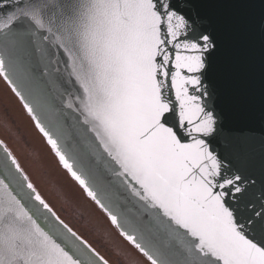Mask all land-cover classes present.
Listing matches in <instances>:
<instances>
[{
	"label": "snow or ice",
	"instance_id": "snow-or-ice-1",
	"mask_svg": "<svg viewBox=\"0 0 264 264\" xmlns=\"http://www.w3.org/2000/svg\"><path fill=\"white\" fill-rule=\"evenodd\" d=\"M196 8L193 0H0V77L146 264H264V190L252 192L208 139L217 117L205 54L218 44L193 19ZM253 147L241 130L222 150L244 159ZM0 264H108L3 144Z\"/></svg>",
	"mask_w": 264,
	"mask_h": 264
},
{
	"label": "water",
	"instance_id": "water-1",
	"mask_svg": "<svg viewBox=\"0 0 264 264\" xmlns=\"http://www.w3.org/2000/svg\"><path fill=\"white\" fill-rule=\"evenodd\" d=\"M175 2L182 5L185 0ZM193 3L197 5L193 19L208 28L218 44L205 54L213 70L203 80L212 93L208 103L217 117V135L208 139L232 170L239 169L252 182L250 190L259 196L264 190V149L260 143L264 136V32L260 28L264 5L261 0H193ZM242 3L249 7H238ZM241 130L252 137L253 150L244 159L228 157L222 150L223 140Z\"/></svg>",
	"mask_w": 264,
	"mask_h": 264
},
{
	"label": "rangeland",
	"instance_id": "rangeland-1",
	"mask_svg": "<svg viewBox=\"0 0 264 264\" xmlns=\"http://www.w3.org/2000/svg\"><path fill=\"white\" fill-rule=\"evenodd\" d=\"M0 141L37 193L108 264H146L59 163L20 99L0 77Z\"/></svg>",
	"mask_w": 264,
	"mask_h": 264
}]
</instances>
